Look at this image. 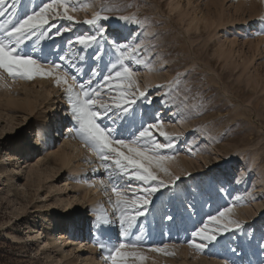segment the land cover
<instances>
[{"label": "rangeland", "instance_id": "rangeland-1", "mask_svg": "<svg viewBox=\"0 0 264 264\" xmlns=\"http://www.w3.org/2000/svg\"><path fill=\"white\" fill-rule=\"evenodd\" d=\"M41 2L42 0H17L18 14L30 12ZM83 2H90L91 7L71 13L78 22L73 23L59 18L50 21L57 27L71 25L72 31L56 36V30H52V39H46L50 43L44 49L50 52L49 59L60 62L59 54H67L70 59H74L75 49L67 44L69 38L74 39L80 34H95L97 30L83 21L91 19L102 6L111 9L102 13L108 19L99 21L106 29L104 36L106 39L98 38V42L106 51L103 50L104 55L99 62L90 57L85 62L76 61L82 64L84 69L80 79L86 82L88 69L93 66L106 74L107 66H110V62L114 63L118 57L112 41L132 43L135 37L136 43L142 42L139 50L141 58H146L155 70L149 72L141 65L133 64L132 66L138 69L134 79L139 91L146 92L152 103L148 104L144 97H140L126 119L117 125H112L107 118H102L100 123L103 126L117 127V133L114 135L128 139L143 124L159 116L164 121L162 130L175 141L174 149L165 150L166 154L174 155V159L165 166L173 177L179 175L181 179L177 181L175 189H162L157 193L149 213L139 218L133 235L128 238L134 240L142 227L145 233L142 243L145 246L167 244L168 250L174 255L145 250L143 254L147 259L143 264H180L183 260L190 264H259L260 260H264V253L257 247L260 256L253 257L246 241L257 238L254 236V226L250 230V225L259 217L257 206L264 207V34H262L264 0H83ZM132 16L141 23L133 24L121 19ZM5 19L9 17L0 18V22ZM113 24L119 26L120 30ZM34 41L35 37L22 47L40 59L41 44L34 45ZM79 47L76 45V48ZM145 49L148 51L145 52ZM63 63L67 67V62ZM177 73L181 74L182 82L170 88L169 82L176 78ZM100 79L102 76L97 77L91 86L94 87L96 81ZM16 80L27 81L28 88L35 90L39 88L32 80L13 79L6 74L4 79L0 80V158L15 140L21 142L22 133L17 128L18 122L13 121L12 131L5 126V122L9 123L6 114L13 113L12 104L15 101L14 105H19L24 96L23 93L9 95L8 92L14 89ZM51 82L55 85L52 79ZM157 85L162 87L158 88ZM55 87L66 102L65 105L69 107L64 86ZM185 88H190L191 92L186 93ZM165 92H170V95L165 97ZM30 95L28 94L29 98L34 101L35 97ZM186 95L189 97L187 107L184 106ZM192 97L197 99L193 100ZM8 99H14L10 100L13 103L10 104ZM165 99L167 102L162 103ZM200 99L203 100L205 108L194 109L192 105L199 103ZM40 108L39 106L34 108L29 115L30 125L26 128V133L31 125L35 126ZM198 111L201 114H198ZM128 120L133 124H127ZM70 127L76 135L74 129L78 125L74 120ZM154 136L158 142L166 143L159 131H154ZM76 138L80 141L83 151L78 152V156L75 155L77 160L75 159V162L72 160L73 164L88 161L85 153L89 151L102 166L95 153L79 137ZM52 149L59 153L65 148L62 149V141L59 143L56 140ZM46 150L47 147L44 146L39 148L40 154L36 157L42 163L47 158ZM37 154L33 153L32 158L34 159ZM50 161L52 164L53 161L51 159ZM53 164L58 166L55 162ZM222 167H228L231 173L215 175L222 172ZM102 168V177L107 179L109 199L106 203L114 224V236L101 234L96 230L94 239L97 244L110 237L111 245H115L121 239L120 225L109 200L115 199L111 195V184H120L123 181L113 177V181L110 182L108 172L103 166ZM159 176L166 183L171 180V177L162 173H159ZM34 178L31 175L26 176L23 172L19 182L14 181L15 184H20L18 187L20 193L22 190L27 191L26 195L20 194L19 197L23 201L21 203L13 201L12 194H7L0 187V264H48L41 249L37 248L35 243L31 245L26 230H23V225L20 224L24 223L26 218L35 219L37 228L31 230L30 240H34L38 236L35 234L39 231H43L45 236L48 230L41 228L40 221L47 218L59 221L55 211L60 204L53 205L55 195L62 196L64 203H72L71 195L75 192L77 176L76 173L63 168L54 178L48 180L44 178L42 181ZM222 181H225L220 185L225 191L223 200L203 197V189L208 182L219 184ZM53 183L63 188V192L53 193L50 190V184ZM11 185L13 186V183ZM237 197L240 198V202L236 201ZM232 204L238 205L239 209L245 211L243 214H247L245 222L242 223L244 229L218 235L225 244H218L217 238V241L208 244L203 252L189 248L187 241L192 238L191 232L209 215H214L218 210ZM11 205L16 209L24 206L23 213H17ZM86 208L87 214L82 210L85 219L84 227L81 228L83 235L81 239H84V242L86 228L92 229L89 224L94 218L88 203ZM62 210L61 216L65 214L64 225L60 229V225L56 224L54 233L48 232L50 247H53L58 234L66 231L65 220L71 211ZM155 212L160 213L158 218L160 223L157 226L153 220ZM168 215L175 219L168 220ZM185 215H189L190 220H186L184 224L181 222ZM86 216H90L89 219ZM262 218L264 220V216ZM62 222L63 220L60 221L61 224ZM14 226L20 230L19 235L14 233ZM11 235L17 236L20 240H13ZM197 243L202 241L197 240ZM73 247L68 249L72 252V260L75 261L77 254ZM233 249H236L235 253L239 254V257L231 255ZM57 254L52 253L55 257ZM248 258L250 260L246 262Z\"/></svg>", "mask_w": 264, "mask_h": 264}, {"label": "snow or ice", "instance_id": "snow-or-ice-1", "mask_svg": "<svg viewBox=\"0 0 264 264\" xmlns=\"http://www.w3.org/2000/svg\"><path fill=\"white\" fill-rule=\"evenodd\" d=\"M91 7L90 2L83 0H42L38 7H34L30 12L18 14L17 0H0V18L9 19L0 22V80L5 74L9 78H22L33 80L37 77L42 79L51 78L57 87H63L67 102L69 104L72 119L78 125L74 129L79 137L89 149L95 153L101 161L102 166L108 172V179L113 181V177L119 178L123 183L111 184V195L115 199L109 200L114 209L120 225V240L117 244L97 242V247L102 251L107 250L106 259L110 264H143L147 257L143 254L145 250L161 253L164 255H174L169 251V245L145 246L144 229L141 227L139 234L134 240L128 238L133 235V229L137 225L140 217H145L150 206L154 204V197L162 189H175L177 181L181 179L179 175L172 176L165 166L167 162L174 159V155L165 153L166 149H174L175 141L172 136L162 130L164 121L157 116L151 122L143 124L131 138H120L117 135V127L103 126L100 121L107 118L112 125H117L118 121L126 119L137 99L145 98V102L152 103L147 98V93L139 91L134 77L138 69L132 65H141L145 70L154 71L153 65L146 59L141 58V43H119L112 41L113 47L118 54L114 63L107 66V73L103 74L96 67L88 69L86 82L80 77L84 74L82 64L77 60L85 62L89 57L96 61H101L104 55L102 45L98 38H104L106 29L99 23L101 19L107 20V16L102 13L111 9L101 7L100 11L93 14L91 19H85L84 24L93 26L97 31L95 34H80L69 38L67 44L75 49V58L70 59L67 54H59V61L49 59L50 52L40 48V59L25 50L26 42L32 41L35 37L34 45H40L46 39H52V30L55 35L61 36L63 33L72 31V26L57 27L50 21L57 18L76 23L71 13ZM122 20L133 24L141 22L135 17H121ZM264 34V33H262ZM79 45V48H76ZM91 50V52H89ZM148 50L145 49V52ZM63 62H67V67ZM95 86H91L97 77ZM181 74L177 73L176 78L169 82V87L178 86L182 81ZM71 81V83L69 82ZM157 87H162L157 85ZM135 89V91H133ZM186 93H190V88H185ZM139 93L137 96L136 93ZM170 92H165L168 97ZM179 95V92H177ZM189 97H184V106L187 107ZM196 100L197 97H192ZM166 99L162 103H166ZM194 109L203 110L205 104L202 99L199 103L192 105ZM198 114H201L198 111ZM154 131H159L166 143L158 142L154 136ZM178 139V137L176 138ZM191 151V147H189ZM194 154V153H193ZM111 169V171H108ZM159 173L171 177L169 182L160 178ZM103 183V182H102ZM123 189V190H122ZM240 202V198H236ZM236 204L229 205L223 210H218L216 214L209 215L199 227L191 232V239L187 241L188 247L197 252L203 250L213 242L217 241L218 235L224 233L242 231L244 225L232 218L233 209ZM242 206V205H241ZM167 219L172 221L175 218L168 215ZM95 225L103 228L109 224L106 215L97 213ZM197 240L202 243H197ZM261 243L258 247L264 253V234L260 237ZM236 249H233L235 252ZM259 264H264L260 260Z\"/></svg>", "mask_w": 264, "mask_h": 264}, {"label": "bare ground", "instance_id": "bare-ground-1", "mask_svg": "<svg viewBox=\"0 0 264 264\" xmlns=\"http://www.w3.org/2000/svg\"><path fill=\"white\" fill-rule=\"evenodd\" d=\"M113 25L116 26L118 29L120 28L116 24ZM108 39L109 38L107 37V40ZM49 43L50 41L44 40L41 43V47L45 49L49 46ZM103 50L104 52L106 51L105 49ZM26 82L24 80H16L13 86L14 89H12L11 92H8V90L6 91L9 93V95L12 96L13 94H24L23 100H21L19 105H14L15 101L14 103L11 102L14 99H10L11 101L9 99L7 100L10 101V104L13 103V113L8 112L6 114L9 123L5 122L6 128L12 131L14 129L12 123L13 121H17V128H19V131L22 134L20 136L21 142L15 140L11 144L9 150L5 151L3 155H1L0 187H2L7 194H12L11 197L13 201L21 203L23 201L20 199L19 196L20 194L26 195L27 191L22 190V192L20 193L18 191V187L20 184H15L14 181L19 182L23 172L26 176L31 175V177H35L34 179H36L37 181H42L44 178L45 180L54 178V176H56L63 168L67 169L69 172L76 173L77 180L74 185L75 192L71 195L72 203H64L62 196L55 195L53 205H56L58 203L60 204V207L55 211V213L58 214L59 221L55 222L53 220L54 218H47L40 221L42 226L41 228L43 230H48L45 236L43 234V231H39L35 234L38 236L34 240H30L31 230L37 228V223L35 219L26 218L25 222L21 223L20 225H23V230H26V235L28 236L29 241H31V245H34L35 243L36 247L41 249L40 251L42 252V255L44 256L48 264H110V261L106 259L107 250H99L94 239L96 230L101 232V234L114 236V224L111 220L106 203V200L109 198L106 186L107 179H105L106 177H102L103 168L89 151H86L85 153L86 158L88 157V161H82V164H73L72 160H77L75 155H77L78 152L83 151V147L78 138H76L77 136L73 133L72 129H70V125L73 121L70 113V108L65 105L66 102L58 93L59 91L55 87V85H53V83L51 82V78H47V80L39 77L33 79L32 82L36 84L35 86L39 87L36 90L30 87L28 88L27 85L29 84L26 85ZM28 94H31L30 96L33 95V98L35 97L34 101L29 98ZM42 104L44 106H42ZM38 106L41 108L39 115L36 118L35 126L31 125V127L26 133V128L30 125L29 115H31L34 108ZM119 122L120 121H118V123ZM127 124H133V122L128 120ZM56 140H58L59 143L62 141V149L63 147L65 148L59 153L54 152L52 149L55 146ZM43 146L47 147V158L45 159L46 161L44 163H42L36 158L40 154L38 153L39 148ZM65 150L69 152H66ZM33 153H38L34 159L32 158ZM86 158H83V160ZM50 159L53 161V163H57L58 166H55L53 163L51 164ZM32 161L34 162L32 163ZM230 173L231 169H229L228 167H222V172L216 173L215 175H229ZM223 182L225 181H222L219 184H211L208 182L204 186L203 197L208 199L212 197L213 199L223 200V194L225 191L222 186H220L223 184ZM12 183L13 186L11 185ZM50 190L53 193H61L64 189L59 187V185H55V183H53L50 184ZM86 203H88L91 208V211H93L94 218L92 221H90L89 224V226H92V229L90 230V228H86V236L84 242V239H81L83 236L81 233V228L84 227L85 219L82 210H84L85 214L88 213ZM23 207L21 209H16L14 205H11V208H13L14 211H16L17 213H23ZM62 209H67L68 211H71L68 213L67 218L65 220L66 231L59 233L57 238L55 239V243L53 242V247H50L51 240L48 237V232L51 231V233H54L53 229H56V224L60 225V229H62V226L64 225L65 214L61 216V213L63 211ZM256 211L259 217H257L258 219H256V221L252 222V224L250 225V230L254 226V236H256L257 238L246 242L248 246L247 248H249L248 250L251 251L253 257L258 258V256H260V253L258 252L257 247L258 244L261 243V235L264 234V220L262 218L264 216V207L257 206ZM244 212L238 208V205H236L233 209L232 218L239 221L240 223H244L246 220L245 215H247H244ZM97 213L106 215L109 220V224L105 225L103 228H100L98 225H95L94 222L96 220ZM88 217L90 216H86L87 219H89ZM159 217V212H155L153 214L155 226L159 225L160 223V219H158ZM182 218L183 219L181 223L184 224L186 220H190L189 215H185ZM61 220H63L62 224L60 223ZM13 229L16 235L20 234V230H17V226H14ZM11 237L15 241L20 240L15 235H11ZM103 242H110L112 244V238L107 237V239H105ZM218 244L225 243L223 240L218 238ZM72 246H74L73 248L76 251L75 253L77 254V259L75 261L72 260V252H70L68 249ZM52 253L58 254L55 257L52 255ZM235 254V252L231 251V255H234L236 258L239 257V254ZM249 260V258L246 259V262H248ZM186 261L183 260L180 264H190Z\"/></svg>", "mask_w": 264, "mask_h": 264}]
</instances>
